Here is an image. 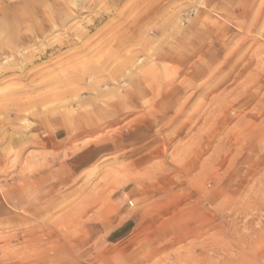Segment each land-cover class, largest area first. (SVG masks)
<instances>
[{"label":"rangeland","instance_id":"obj_1","mask_svg":"<svg viewBox=\"0 0 264 264\" xmlns=\"http://www.w3.org/2000/svg\"><path fill=\"white\" fill-rule=\"evenodd\" d=\"M0 8V264H264V0Z\"/></svg>","mask_w":264,"mask_h":264},{"label":"crops","instance_id":"obj_2","mask_svg":"<svg viewBox=\"0 0 264 264\" xmlns=\"http://www.w3.org/2000/svg\"><path fill=\"white\" fill-rule=\"evenodd\" d=\"M76 123L79 124V122H76ZM80 129H81L80 132H82L81 126H80ZM91 146L92 145H90V147H88V148H90V150L88 152H86V155H82L81 154L80 156L76 157V159H77L76 162H75L76 165L83 166L84 164L87 165V164H91L93 162L94 150L91 149ZM68 177H67V180L69 179Z\"/></svg>","mask_w":264,"mask_h":264},{"label":"bare ground","instance_id":"obj_3","mask_svg":"<svg viewBox=\"0 0 264 264\" xmlns=\"http://www.w3.org/2000/svg\"><path fill=\"white\" fill-rule=\"evenodd\" d=\"M1 9V8H0Z\"/></svg>","mask_w":264,"mask_h":264}]
</instances>
